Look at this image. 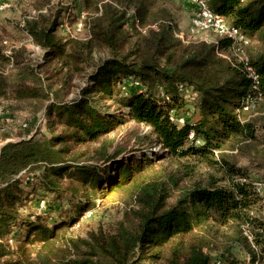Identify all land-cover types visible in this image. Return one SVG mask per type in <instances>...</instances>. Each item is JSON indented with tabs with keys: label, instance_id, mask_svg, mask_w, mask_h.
<instances>
[{
	"label": "trees",
	"instance_id": "trees-1",
	"mask_svg": "<svg viewBox=\"0 0 264 264\" xmlns=\"http://www.w3.org/2000/svg\"><path fill=\"white\" fill-rule=\"evenodd\" d=\"M206 3L246 36V59L233 52L232 40L227 37L185 42L175 35L170 13L148 0H83L81 33L65 31L67 39L54 38L51 29L41 27L38 19L26 21V30L47 47V59L60 58L69 79L73 72L80 73L85 60L91 66L89 55L96 48L106 49L109 55L86 72L89 84L78 96L65 102L55 95L47 106L55 115L53 123L62 126L61 132L51 138L32 136L2 146L0 264H231L232 245L210 251L207 238L195 231L194 227L200 224V230L204 222L233 228L238 241L243 235L251 239L249 260L264 264V218L256 206L264 196L250 180L246 167L224 157L227 150L240 152L258 138L251 117L264 103V0ZM77 20L67 22L73 27ZM132 20H138V26L127 29ZM64 23L65 19L60 26ZM255 42L261 46L253 48ZM246 65L255 72V81L248 76ZM128 77L139 85L126 86ZM115 85L125 95L122 103L127 114L148 126L161 153L155 156L152 152L155 161L145 156L138 164L123 159L110 172V166L104 173H98L93 165L79 164L76 168L83 180L90 179L104 195L105 191L124 192L133 197V217L118 220L113 227L100 221L92 223L85 234L70 231L69 223L48 227L37 217L25 224L23 237L12 243L11 227L21 220L18 206L22 201L14 176L21 170L42 162L56 164L51 170L60 172L67 167L63 162L66 153L78 157L89 154L91 160L103 162L118 158L119 151H110L113 144L105 138L112 128V117L88 95L94 91L111 96ZM180 85L189 92L180 91ZM188 94L196 96L193 110L178 125L170 119V111L184 115L179 109ZM190 132L193 139L188 137ZM70 143L83 145L85 151L75 153ZM90 143L98 146L90 151ZM190 158L193 163L182 161ZM202 158H209L223 172L222 177H211L203 186L179 189L177 174L161 170L157 164L173 160L184 177H191ZM106 183L108 187L103 189ZM176 190L178 197L170 203Z\"/></svg>",
	"mask_w": 264,
	"mask_h": 264
},
{
	"label": "rangeland",
	"instance_id": "rangeland-1",
	"mask_svg": "<svg viewBox=\"0 0 264 264\" xmlns=\"http://www.w3.org/2000/svg\"><path fill=\"white\" fill-rule=\"evenodd\" d=\"M148 1H153L155 7H163L170 13L176 25L175 35L182 34L185 42L213 41L217 38L209 31L196 35L189 31L192 15V5L189 2ZM5 3L7 5H4ZM82 7L83 0H50L47 3H43L42 0H0V151L7 142L29 139L32 136L37 139L51 138L61 132L62 126L57 122L53 123L55 115L49 113L47 106L55 100V95L65 102H70L78 96L80 89L89 84L85 81L86 72L95 69L98 62L109 55L106 49L96 48L89 55L91 66H87L85 60V64L83 62L80 64V73L73 72L69 79L68 76L65 77L67 72L62 60L58 57L47 59L45 56L47 47L36 40L24 26L27 20L38 19L41 27L51 29L54 38L67 39L69 35L60 26V22L68 12L72 13V17L67 16V21L71 23L76 21ZM126 25L127 29L138 26L133 20ZM258 43L255 42L253 48L261 46ZM7 50H11L8 55ZM62 67L63 70H60ZM127 80L126 86H135L129 77ZM88 95L95 106L112 117V128L106 133L105 138L111 140L113 144L110 151L112 149L119 151L118 158L103 162L91 160L89 154L78 157V154L75 156L66 153L63 154V162L67 167L60 172L51 170L56 164L47 165L42 162L21 170L14 176L22 190V201L18 206L21 220L11 227L10 234L14 236L12 243L15 238L23 237L25 224L37 217H40L48 227L58 226L60 223L72 224L70 231H78L81 234H85L92 223L100 221L105 227H113L116 221L133 217L132 209L136 207L133 197L124 192L106 194L105 191L104 195L99 187L91 185L90 179L83 180L80 177L76 166L93 165L98 167V173H104V169L110 166V172L123 159L131 164H138L145 156L155 161L153 154L158 156L161 150L148 126L136 122L127 114L128 109L122 103L125 95L117 90L116 85L111 96L94 91ZM195 98V94L184 97V107L179 109V113L189 115L193 110ZM185 108L188 109L187 112ZM258 108L257 114L251 117L257 129L258 138L255 144L244 147L240 152L227 150L224 157L239 167H246L250 180L255 181V185L264 196V103ZM69 145L75 146V153L85 151L81 144H77V147L73 143ZM97 146L98 143H90L88 150L91 151ZM217 152H214V158L218 160ZM204 159H199L191 177H184L173 160H159L157 164L161 170L177 174L180 189L194 184L203 186L211 177L223 176V172L219 171L218 167L208 160L209 158ZM182 161L193 163L194 160L190 158ZM108 184L106 183L103 189H106ZM177 197L178 190L173 192L169 202H174ZM256 206L258 214L264 218V202L261 200ZM86 211H91L90 215L84 216ZM199 226L200 224L196 225L194 229L207 238L210 251L212 247L223 250L232 245L231 264H252L248 258V254L252 253L251 239L243 235L244 238L238 241L236 239L239 235L233 228L216 227L210 222H204L200 230Z\"/></svg>",
	"mask_w": 264,
	"mask_h": 264
},
{
	"label": "built area",
	"instance_id": "built-area-1",
	"mask_svg": "<svg viewBox=\"0 0 264 264\" xmlns=\"http://www.w3.org/2000/svg\"><path fill=\"white\" fill-rule=\"evenodd\" d=\"M187 1L192 5V15L190 18V26L189 31L196 35L202 32H211L215 34L217 37H227L232 40V50L240 59H246L244 55L243 47L248 43L246 36L235 26L230 25L225 20L224 16L212 9H210L206 3V0H183ZM4 5H7L6 3ZM79 19L77 22L71 27L67 22V13L65 19V23L62 24V28L64 31L71 33L74 31L77 33H81L82 30V19L84 18V11H79ZM136 25H138V20L135 21ZM182 40V34H177ZM11 50H7L6 54H10ZM246 71L249 77H251L254 81L256 80V74L250 66L246 65ZM131 79V83L135 86L139 85L137 80ZM180 91L189 92V89L185 85H180ZM247 109V106L244 107ZM170 119L174 121L178 125H182L185 121L186 115H174L173 111H170L169 115ZM193 132L189 133V139H193ZM196 142H199L196 140ZM264 202V197H263ZM91 211H86L84 216L90 215Z\"/></svg>",
	"mask_w": 264,
	"mask_h": 264
}]
</instances>
